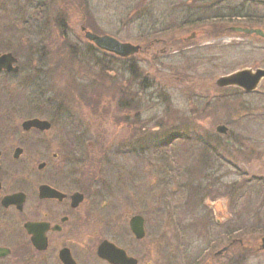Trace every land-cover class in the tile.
Returning a JSON list of instances; mask_svg holds the SVG:
<instances>
[{"label": "rangeland", "instance_id": "1", "mask_svg": "<svg viewBox=\"0 0 264 264\" xmlns=\"http://www.w3.org/2000/svg\"><path fill=\"white\" fill-rule=\"evenodd\" d=\"M60 1L1 0L0 52L35 50V63L25 54L22 66L66 67L44 94L32 70L0 86L9 92L0 119L10 133L31 117L29 104L51 99L47 116L58 100L61 112L40 137L44 148L78 144V159L98 162L94 177L105 162L110 226L144 218L141 264H264V80L254 95L214 86L219 76L264 69V40L232 29L264 31V0H75L71 44L46 22L60 17ZM82 1L102 34L140 47L127 60L105 53L103 90L91 82V71L99 74L94 59L89 66L85 58L92 47L80 34ZM59 45L67 53L56 63ZM133 65L137 77L129 78Z\"/></svg>", "mask_w": 264, "mask_h": 264}, {"label": "flooded vegetation", "instance_id": "2", "mask_svg": "<svg viewBox=\"0 0 264 264\" xmlns=\"http://www.w3.org/2000/svg\"><path fill=\"white\" fill-rule=\"evenodd\" d=\"M61 1L62 8H57L60 17H51L46 22L54 32L52 36L70 43L72 23L68 15L75 0ZM82 3L86 5L84 1ZM39 10L43 13L44 9ZM87 27L101 33L93 20L83 18L79 27L82 36L89 30ZM34 51H20L18 55L0 52V55L10 54L14 59L11 65L0 66L1 87L9 88L25 74L29 76L32 70L33 75L37 74L43 80L41 89L38 87L42 94L44 89L55 88L57 72L66 67L58 69L56 66L54 70L46 65L22 66L20 58L25 54L29 55V63H35ZM64 53L67 51L56 49L52 59L58 63ZM85 55L89 66L93 58L92 66L99 68L97 75L91 71L95 76L92 85L99 80L102 82L100 90H103L105 52L92 47V50L85 51ZM43 57L39 56L38 60L44 64ZM69 57L72 63L80 58L77 55ZM5 91H0V109L1 101L8 102L9 92L5 94ZM91 96L93 99L97 94ZM37 100L38 106L28 105V116L31 117L20 123V130L10 133L8 121L0 119V264H141L146 250H143L142 240L131 231L129 219L126 225L110 226V219L105 215L108 214V204L105 202V179L101 176L102 173L105 176V168L102 167L105 162L99 163L100 168L96 172L100 176L94 177L92 171L98 162H93L90 154H86L85 161L78 159L80 152L74 149L78 144L70 141L73 149L61 146L56 152L51 148L45 149L40 137L51 130L62 105H55L58 100H53L55 107H51L45 116L43 107L49 105L51 99ZM91 103L95 105L97 101L93 99ZM33 119L48 121L50 129H25L23 123ZM105 240L122 250L124 257L120 263H111L99 256V247Z\"/></svg>", "mask_w": 264, "mask_h": 264}, {"label": "water", "instance_id": "3", "mask_svg": "<svg viewBox=\"0 0 264 264\" xmlns=\"http://www.w3.org/2000/svg\"><path fill=\"white\" fill-rule=\"evenodd\" d=\"M232 29L233 31L238 33L254 35L264 39V31L258 28L250 29L247 27H235ZM85 38L88 41L95 44L98 48L122 58H128L130 56H133L137 54L140 50L139 46H135L130 43H121L116 38L111 37L109 35L100 37L92 34L91 32H86ZM13 62L14 59L10 54L0 56V66L11 65V63ZM263 79H264V70L258 68L257 66H253L250 68H244L235 71L229 75L221 76L215 80L214 85L217 88H228V87L239 88L247 93H250L256 91L261 86ZM23 127L25 129H28L30 127H37L40 130H48L50 124L46 121L32 120L25 122L23 124ZM219 132L224 133L225 128H220ZM129 224L133 233L138 238H142L144 236L143 219L141 217L136 216L132 218ZM260 246L261 249L264 250V237L261 239ZM100 251H102V248H100ZM102 257L105 259L106 258L109 259L106 256V254L102 255ZM109 261L113 263L120 262V260H117V258L109 259Z\"/></svg>", "mask_w": 264, "mask_h": 264}, {"label": "trees", "instance_id": "4", "mask_svg": "<svg viewBox=\"0 0 264 264\" xmlns=\"http://www.w3.org/2000/svg\"><path fill=\"white\" fill-rule=\"evenodd\" d=\"M134 65L133 66H131V71H129V78H136L137 77V75H136V73H135V70H134ZM126 103V104H125ZM124 106H122V107H127V108H129V106H131L132 105V102L131 101H124Z\"/></svg>", "mask_w": 264, "mask_h": 264}]
</instances>
